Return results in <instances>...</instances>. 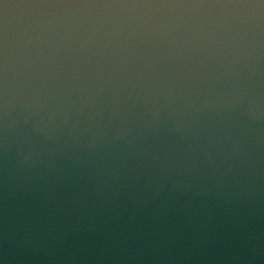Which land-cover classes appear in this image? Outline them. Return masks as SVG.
<instances>
[{"label":"water","instance_id":"water-1","mask_svg":"<svg viewBox=\"0 0 264 264\" xmlns=\"http://www.w3.org/2000/svg\"><path fill=\"white\" fill-rule=\"evenodd\" d=\"M0 264H264V0H0Z\"/></svg>","mask_w":264,"mask_h":264}]
</instances>
